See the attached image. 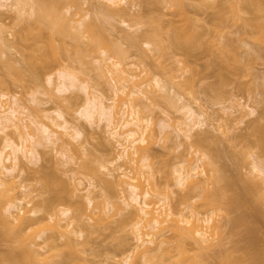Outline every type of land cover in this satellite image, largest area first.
<instances>
[{
    "label": "rangeland",
    "instance_id": "1",
    "mask_svg": "<svg viewBox=\"0 0 264 264\" xmlns=\"http://www.w3.org/2000/svg\"><path fill=\"white\" fill-rule=\"evenodd\" d=\"M64 1L65 6L60 11L68 19H80L81 15H87L89 21L90 18L91 21L94 18L96 25L104 27L108 43L121 44L122 49L126 50L125 59L122 57L125 68L145 82L142 88L144 95L141 94L138 98L141 105H146L145 114L151 115L152 118V126L146 136L152 141L149 163L157 185L165 189L164 186L168 184L171 186L168 187L170 192L177 191L174 196L183 194V191L174 186V167L182 159L196 158L191 154L196 149L200 154L204 153L207 158L213 154L216 164L225 170V181L221 182V185L227 181L231 187L233 186L231 192L227 193L228 198L217 203L219 210L218 216L214 217V223L221 225L226 218H245L244 222L242 221L244 218L241 219L243 224L241 222V225L231 228L230 232L229 229L223 228L215 237L222 235L221 240L226 244L225 248H246V252L239 251L237 254L242 256L244 252L243 257L247 256L245 258L247 261L254 257L258 264H264V174L259 175L253 170V163H258L264 172V151L262 152L258 146L259 135L252 132V127L264 126V43L259 40L262 32L258 33V26L264 23V10L259 4L263 3L264 9V0H259L261 2L258 3L259 11L256 9V2L259 1L256 0H252L256 2L249 0L251 4L253 3V7L251 4V6L247 5L249 3L245 0H168V2L167 0H127V4L122 8L131 16L124 17L114 8L109 13L98 11L100 3L108 4L106 0H79V7L73 4V0ZM13 2L14 0H0V19L5 25L3 33L6 31L0 35V94L7 96L9 104L16 101L27 107L32 113V118L25 119V123L30 125L36 140L41 142L37 147L39 161L35 159L28 161L20 153L22 156L20 166L23 172H20L18 183L24 184L27 193H32L25 200V202L31 201L26 205L31 208L34 203L49 196L48 193H43L42 189L45 175L65 182L67 188L62 193L63 204L57 208H71L73 211L71 218L74 215L81 216V221L72 218L73 228L81 231L78 235H70L79 250L75 261L71 262L68 256L65 258L55 256L49 261L52 264H74V262L75 264H124V260L131 257V264H142L132 252L136 241L130 222L137 219L134 216L135 211H131L133 215L128 210L118 211V207L125 206L120 199V189L117 188L118 190L113 194H109L105 189L104 181L112 179L108 170L114 169L111 162L121 152L118 143L110 136L111 131L107 127L105 118L96 115L90 120L86 116V94L81 89L75 88L65 94L58 90L59 82L55 76L52 83H49L46 77L36 80L29 73H25L19 79L9 68V65L16 68L23 67L22 59L25 52L23 47L25 41L22 39L25 25L17 20ZM174 30L180 39L178 43L182 42L185 47L191 48V56L187 57L183 44L181 47L178 45L176 50H174L175 46L174 48L173 45L171 46V35L174 36ZM43 33L48 36L49 31L44 30ZM4 35L6 42L1 40ZM126 35L137 37L136 42H138L135 46H130L129 42L123 39ZM146 35H154L161 40L164 47H162L164 53L158 52L163 53L161 58L153 47L148 48L142 38L138 39L139 36ZM104 39L107 41L106 38ZM65 41L67 52L59 47L58 42L56 43L57 48L52 57L53 67L56 70L65 68L86 78L90 85L98 87L105 98H112L110 76L99 69L104 63L102 58L111 50L109 53H103L102 49L105 48L103 46L100 49L91 48L88 34L81 41L75 42L70 38H66ZM108 43L102 45L109 48ZM187 43H192L193 47L188 46ZM77 47L80 48V59H78L80 55L76 58L79 51ZM153 78L159 79L167 90L161 92L154 87L152 81L150 82ZM177 84L179 88L180 85L186 88L177 89ZM51 94L59 99L56 101L50 99ZM165 96L172 99V106L166 102ZM105 102L118 104V100L113 102L106 99ZM184 104L191 105L194 109L201 108L207 113L203 125L193 130L191 140L184 139L180 132V129L192 126V122L186 118L183 111ZM58 112L62 114V118L58 117ZM22 117L25 118V115ZM65 121L75 126L79 132L77 139L64 137L70 143L68 148L70 151L67 153L52 146L47 133L43 132L45 126L58 134H66V131L59 127V124L65 125ZM198 138H208L210 143L199 146ZM15 140L20 143L17 138ZM192 145L193 151L190 152L189 148ZM3 147L0 139V151ZM3 151L4 156L10 152L9 149ZM206 162L201 164L199 170L207 169ZM6 164L10 162L6 161ZM114 165L122 166L124 169L131 167L123 160L115 162ZM36 169L39 171L36 172ZM197 177L202 181L208 178L207 175ZM254 180L260 187L253 189L259 192L258 196L248 185ZM76 188L80 191H75ZM87 191L92 192L93 206L80 214L76 208L83 202L82 195ZM18 194H21V191ZM260 194L263 198H260ZM125 196L129 199V192H126ZM234 197L243 204V201L248 199L246 201L249 202L248 206H245L247 205L245 203L246 208H243L245 212L239 209L228 213L229 208L226 203L229 198ZM203 201L202 198L193 201L202 212ZM6 202L7 198H0V213L4 216L8 215V212L3 213ZM255 204L260 207L254 206ZM98 205L106 208L102 217H100V209H95ZM13 211L15 212V209ZM98 215L101 219H97ZM185 215L188 217L189 213ZM2 222L4 223L3 218L0 220V264H25L26 262L11 263L4 260L11 253L19 251L21 245L6 240L9 237ZM249 227L253 228V232ZM247 228L251 232H248ZM146 231L143 230L144 233ZM208 231L213 232L210 229ZM250 233H255L254 237ZM52 235L59 236L57 232H53ZM166 240L168 243L164 247H170L175 242L169 233L166 235ZM65 242L64 239L58 240L59 252L51 251L50 254L67 255L73 252L74 250L65 246ZM216 242L219 243L215 241V245ZM35 244L31 245L32 248L39 249L41 253H45L48 249L41 239L36 240ZM214 250L218 251L219 247L215 246ZM212 255L214 251H208V256ZM169 257V255L163 256L164 264H174V260H170ZM208 260L212 261V258ZM247 261L246 264L250 262Z\"/></svg>",
    "mask_w": 264,
    "mask_h": 264
},
{
    "label": "bare ground",
    "instance_id": "2",
    "mask_svg": "<svg viewBox=\"0 0 264 264\" xmlns=\"http://www.w3.org/2000/svg\"><path fill=\"white\" fill-rule=\"evenodd\" d=\"M106 1L108 4L102 5L100 3L97 9L98 11L109 13L112 11V8H114L120 16H131L129 12L124 11L122 8L123 5L127 4V0ZM246 1H248L247 3L249 4H245L251 6L253 4H251V2L259 0H250L251 2L245 0V2ZM256 3L257 7L255 6ZM256 3H254V7H256L257 10L260 5L262 10H264L263 3L259 4V6L258 3L261 2L259 1ZM73 4L77 7L80 6L79 0H73ZM12 6L16 9L17 20L21 23L23 22L25 25L22 36V39L25 41L23 46L25 52L23 53L22 59L23 67L16 68L9 65V68L14 71L16 77L19 79H21L25 73H29L36 80H41L43 77H46L47 81L52 83L53 76H55L59 82L58 90L65 94L75 88L81 89L86 94V116L90 120L94 119L96 115L99 118H105L107 127L111 131L110 136L120 146L121 152L118 154V157H116L117 159L115 158V160L111 162L114 169H108L112 179L105 180L104 185L109 194H113L116 190L120 189V199L125 206L124 208L118 207V211H135L134 216H136L137 219H134V221L131 220L130 222L136 241V246L133 248L132 252L141 260L142 264H164L163 256L165 255H169V259H173L174 264H246L245 262L247 259L245 258H247V256L245 258L243 257L245 256L243 255L244 252L242 256L237 254L239 251H245L246 248H225L226 244L221 240L222 235H219L218 238L215 237L216 233L223 228L229 229L230 232L231 228H236L238 225H241V222H244L245 218H241L243 219L242 221L240 218H226L225 222L221 225L214 223V217L218 216L217 211L219 210L217 203L226 197L228 198L227 193L231 192L233 186L231 187L227 181L224 185H221V182L225 181V170L222 166L219 167L216 164L213 154L207 158L204 153L200 154V151L196 149L191 153L194 154L196 158H186L180 159L181 161L179 162L177 161L178 164L173 169L175 179L174 186L180 191H183V194L174 196L177 194V191L173 190L170 192L169 188L171 186L168 184L164 186L166 187L165 189L157 185L154 179V172L151 171V165L149 163L151 157L150 142L152 141L146 136L147 131L152 126V118L151 115L147 116V114H145L146 105H141L138 98L139 95L143 94L142 88L145 82L139 80L137 75L132 71L130 72L129 69L125 68L123 65L127 53L126 50L122 49L120 46L121 44L110 41V43H108L107 36L104 33V27L99 24L96 25L97 23H95L94 18H92V21L90 18L89 21L87 20V15H81L80 19H68V17L60 11V9L65 6L64 0H14ZM179 6L181 7V5ZM33 16L34 20H32V22L31 18ZM3 30H5V25L0 19V35L6 33V31L3 33ZM44 30L49 31L48 36L44 35ZM258 30L259 34L261 31L262 35H264V23L258 26ZM174 31L175 34L173 33L174 36L171 35L170 44L171 46L173 45V48L175 46L174 50H176L179 46L181 47V44L184 46V43H178V33L176 30ZM86 34L89 35L91 48L97 47L100 49L103 46V48L105 47L102 49L103 53H109V50H111L108 55L106 54L105 57L102 58V62L104 63L99 69L110 76L113 88L112 98H105L98 87L90 85L86 78L80 77L65 68L56 70L55 67H53L52 57L57 48L56 43L58 42L60 45L59 47L67 52L68 49L65 46L66 38H70L77 42L81 41V39H85ZM103 34L105 35L103 37L106 38L107 41L101 36ZM260 35L259 40L264 43V36L262 37V35ZM140 36L138 39L142 38L144 42L141 41L148 48L153 47L157 53L159 51L163 52L164 47L160 42L161 40L156 36ZM136 38L137 37L134 38L132 35L123 37L125 41L129 42L130 46L136 45L138 42H136ZM1 40L6 42L5 35ZM102 43L105 45L108 43L109 48L102 45ZM189 44L188 46L192 45V43ZM191 47H193V45ZM79 49L80 48L77 47V50ZM184 49L187 57L191 56V48L185 47ZM111 53L112 55H110ZM163 53H158V57L161 55V58ZM76 56V58L79 57L78 59L81 58L80 50L77 51ZM122 57H124V59ZM151 81L153 86L159 91L162 92L167 90L166 86L159 79L153 78L150 82ZM187 82L188 81H186V83ZM189 84L191 85V83ZM180 87L181 88H179L177 84V89L181 90L186 88V86L182 88L181 85ZM164 98L166 102H169V105L171 104L170 106L173 105V101H171L172 99L170 97V99L166 96ZM50 99L56 101L59 97L51 94ZM106 99L112 100L113 102L118 100V104H107L105 102ZM183 111L186 118L192 122V126L187 129H180V132H182L184 139L191 140L193 130L203 125L207 113L201 108L194 109L193 106L188 104L183 105ZM23 115H25V118L22 117ZM57 115L62 118L60 112H58ZM31 118L32 113L29 112L25 105L16 101L9 104L7 96L5 94H0V134H2L0 139L4 146L3 150H10L6 156H4L3 150L0 151V198H7L3 213L5 214L8 212L6 216L0 213L2 215H0V220L3 218L4 223L2 222L3 224H1L6 226V233L9 237L6 240L20 243L21 245L19 251L11 253L4 260L11 263L26 262L27 264H52L49 259L55 256L61 258L68 256L69 260L73 262L79 250L76 248L77 245L70 235H78L81 231L73 228L74 221L72 218L81 221V216L74 215L71 218L70 215L73 213L71 208H57L63 204L64 198L62 193L67 188V184L52 176L45 175L42 189L43 193H48L49 196L34 203L31 208H28L26 205H29L31 201L25 202V200L27 197L29 198L32 193H27L24 184L18 183L19 175H21L20 172H23L20 166L21 157H25L28 161L37 160V158H39L37 147L41 142L36 140L34 132L30 130V125L25 123V119ZM59 127L63 128L66 134H58L45 126L43 127V132L47 133L52 146L67 153L70 151L68 149L70 143L64 137L67 136L71 139H77L79 132L75 126H72L66 121L65 125L59 124ZM252 128V132L260 137L258 138V146L263 152L264 126H254ZM16 138L20 143H17L15 140ZM197 143L199 146H205L209 144L210 141L208 138H198ZM189 151H193V145L190 146ZM20 153L22 156H20ZM39 159L37 161H39ZM122 160L131 167L124 169L122 166L116 167L114 165L115 162ZM6 161H9L10 164L7 165ZM204 161L206 162L205 166L207 169L199 170ZM128 169H130V171ZM253 170L259 175L264 174L258 163H253ZM35 171L37 172L39 170L36 169ZM91 171H93V169H91ZM93 172L95 173V171ZM198 175H207L208 178L202 181L198 179ZM209 180L211 182H209ZM255 182L257 181H250L248 185L252 188L254 193L256 192L255 195H257L259 192L253 189L256 190L259 184ZM20 191L21 194H18ZM75 191L80 190L76 188ZM126 192H129V199L125 196ZM260 196V198H263V195L260 194ZM201 198L204 200L201 204L204 208L203 212L198 209V205L193 203L195 199ZM82 200L83 202L79 203L76 208V210L80 211V214L93 206L94 200L92 192L87 191V193L82 195ZM256 200L254 201L255 203ZM246 201L243 202L247 204L245 206H248L249 202L247 203ZM244 204L242 202L240 203L237 197L229 198L228 203H226L229 208L228 213L230 214L236 210L245 209L246 207H244ZM254 206H256V204ZM256 207H260V205ZM13 209H15V212ZM95 209H100V217L105 214V207L102 208V206L98 205ZM255 209H253V211H255ZM40 213L44 215H40ZM186 213H189L188 217H186ZM98 217L99 215L97 219H101ZM252 217L253 216H251V218ZM212 226L214 228H212ZM252 227H249L251 231L255 228ZM144 229L147 230L145 233L143 232ZM208 229L213 232H209ZM247 230L248 232L250 231L248 228ZM53 232H57L59 236H53ZM168 233L175 239V242L170 247H164L165 244L168 243L166 240V235ZM250 234H252L253 237L255 235V233ZM38 239H41L42 242L47 245L48 249L45 253H41L39 249L32 248L31 245H36L35 242ZM60 239H64L66 241L65 246L74 251L67 255L61 253L50 254L52 253L51 251H58L59 245L57 241ZM215 241H219V243L216 242L215 245ZM38 245L41 246V244ZM214 245L219 247L218 251L214 250ZM42 249L44 250V248ZM208 251H214V255L208 256ZM130 258L131 257L124 260L123 263L131 264ZM209 258H212V261L208 260ZM155 259H157V262H155ZM247 262H249L248 264H258L254 257L248 259Z\"/></svg>",
    "mask_w": 264,
    "mask_h": 264
}]
</instances>
